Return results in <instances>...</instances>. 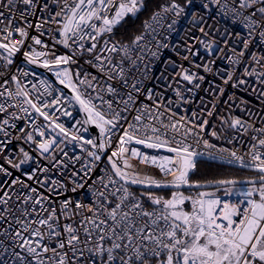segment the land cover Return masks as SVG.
Masks as SVG:
<instances>
[{
  "label": "snow or ice",
  "instance_id": "1",
  "mask_svg": "<svg viewBox=\"0 0 264 264\" xmlns=\"http://www.w3.org/2000/svg\"><path fill=\"white\" fill-rule=\"evenodd\" d=\"M194 3L164 0L125 43L114 30L146 0H0V264H264V112L257 119L233 93L208 133L219 101L186 107L206 81L201 72L234 89L251 79L264 102V54L253 50L264 46V0H202L199 11ZM217 10L244 32L221 29ZM188 15L199 35L173 43ZM168 49L189 66L168 58L153 76ZM18 55L31 67L13 70ZM212 85L203 90L225 96ZM206 134L229 144L247 135V150L218 148ZM204 155L255 175L194 180Z\"/></svg>",
  "mask_w": 264,
  "mask_h": 264
},
{
  "label": "built area",
  "instance_id": "2",
  "mask_svg": "<svg viewBox=\"0 0 264 264\" xmlns=\"http://www.w3.org/2000/svg\"><path fill=\"white\" fill-rule=\"evenodd\" d=\"M201 2H202V0H195L194 5L192 6V10L199 11V5L201 4ZM216 21H218V26L221 29L227 28L228 31H230V32H241V33L244 32V29L242 28L241 25L233 24L231 19H229V18H223L222 16H220L218 14V10H217V15H216ZM193 35H197L198 36L199 32L197 31L195 25L192 24L191 16L188 15V16H185V17L181 18L179 23L176 25V31L171 33V41L173 43L182 44L183 43V39H188L189 42H192L191 41V37ZM198 47H200V49H201V53H200L201 56H203V57H205V59H207V53L204 51L203 47L202 46H198ZM253 50L257 51V52H259L261 54H264V46H261L259 44H257L253 48ZM57 51H58V53H63V52H66L67 49H64L62 46H58L57 47ZM181 51H183L182 48H181ZM168 58H171V59L175 60L177 62V64L183 63L185 65V67L189 66L188 61L182 60V58L176 56L175 53L171 49H168V50H165L163 52V54L161 56V60L155 62V66H154L153 72H152L153 76H158L161 73V71H163L164 68L167 67L164 64V61H166ZM190 59H193L196 62H203V61L200 60L199 57H190ZM81 63H83V60H81ZM217 66L218 67H222V68L229 67L224 61H220V60L217 61ZM16 67L29 68L31 66H29V65H27V64H25L23 62L22 55H18L17 58H16V65L14 66L13 70H15ZM73 67L75 68L76 66L74 65ZM85 67H87V66H85ZM35 70L37 72L41 73L43 77L49 79L50 81H53V82L55 81V77L51 73H50L51 75L48 76V75H46L45 73H43L41 71L42 69H35ZM89 70L94 71L92 69H89ZM167 71H168V74L170 75L173 71H179V69L178 68L177 69H172L171 67H168ZM201 74L206 76V81L202 85V89L200 91H198L192 97L193 102L191 104H189V105H186V107L189 109V114H190V112L192 110H199L205 104H209L210 101H219L218 108H217V114L214 115L213 117L209 118V128L207 130L208 133H210L212 131V126H215V128H217V129L220 128V119H219V117L226 115V110H227V107H228L227 105H225L223 103V101L225 99H227L229 96H231L233 93H235V98L237 100V103H239V101L241 99H243V100L248 102L247 103V108L252 111L253 116H256L257 119H259L258 116H257V113L264 112V102L260 101L257 98V94L253 93L251 91V87L254 86V82L251 79H250L249 86H247L245 88L234 89L230 85L224 86L222 84V81H220L217 76L206 74V73H203V72H201ZM213 81L215 82V84H218L220 86L226 87V94H225L224 97H217V96H214V95H209V93H207V92H205L203 90L204 88H211L213 86L212 85ZM163 83H164V81H160L159 82L160 85H163ZM146 84H147L148 87H153L154 81H151V80L150 81H146ZM158 90H159V86H158ZM167 96L172 97L173 99H175V96H174V94L171 91L167 92ZM201 97L204 98L203 102H201V99H200ZM232 114L236 115V116H244V118L247 119V116H245L244 113L240 112L239 107H234L232 109ZM74 117L76 119H79L80 118V114L74 112ZM63 120H64V122L66 124H70L71 123V121L67 117L63 118ZM96 134H97L96 131L92 133L89 130V133H88L89 136H94ZM225 136L227 138H230L231 137V133L226 131L225 132ZM205 138L209 139L210 142L217 144L218 148H228V149H231V150H238L240 154H243L247 150V145L244 143L245 141L248 140V136L247 135L244 136L243 138H241L239 143L234 141L232 144L227 143V139L216 140V139L212 138L210 135H207V134L205 135ZM142 150L146 151V152H149L150 154L168 155V153H165L163 151H161L159 153H156L154 150H149V149H142ZM198 150L202 151V152H206L207 151V150H205L203 148L202 145H201V147ZM202 158L227 164L224 161H221V160H218V159H212L208 155H204V156L198 157L197 158V162L200 159H202ZM105 165H106V160L104 161V163L101 164V167H104ZM231 165L238 166L237 164H231ZM25 167L27 168L28 166L26 165ZM17 174H19V173H17ZM97 174L98 175L101 174L99 172V169L97 170ZM79 198L84 199L85 202H88V200H89L88 193L86 191L82 190L79 193ZM226 199H231L233 201H237V200L241 199V197H238V196L234 197L233 196V197H226Z\"/></svg>",
  "mask_w": 264,
  "mask_h": 264
},
{
  "label": "trees",
  "instance_id": "3",
  "mask_svg": "<svg viewBox=\"0 0 264 264\" xmlns=\"http://www.w3.org/2000/svg\"><path fill=\"white\" fill-rule=\"evenodd\" d=\"M163 2L164 0H146V9L139 13L138 17L128 18L127 21L122 25L117 26V28L114 30L113 39L125 43L130 42L134 35L139 34L143 22L152 15L153 11L156 10L157 5ZM181 2H183V0H181ZM254 175L255 173L250 169H244L240 168L239 166L202 158L198 161V170L193 174V179H199L201 182L205 180H211L213 178L223 177H234L242 180ZM133 190L137 193L140 192V190L137 189ZM183 191L185 194H194L197 193L198 190ZM156 193L158 195L164 196L165 198L171 195L170 191H156ZM218 195L223 196V191L219 192Z\"/></svg>",
  "mask_w": 264,
  "mask_h": 264
},
{
  "label": "water",
  "instance_id": "4",
  "mask_svg": "<svg viewBox=\"0 0 264 264\" xmlns=\"http://www.w3.org/2000/svg\"><path fill=\"white\" fill-rule=\"evenodd\" d=\"M43 73H45L46 75H48V76H50L51 74L50 73H48V72H45L43 69L41 70ZM65 92H67V89H65ZM90 132H95V131H93L91 128H90ZM243 180V179H242ZM133 189H137V190H140V191H142L143 189H141V188H139L138 186H133ZM183 190H188V191H193V190H197L196 188H192V189H188V188H184V189H182V191ZM199 190H212L211 188H208V189H204V188H201V189H199ZM153 191L154 192H156V191H172L171 189H160V190H157V189H153Z\"/></svg>",
  "mask_w": 264,
  "mask_h": 264
},
{
  "label": "rangeland",
  "instance_id": "5",
  "mask_svg": "<svg viewBox=\"0 0 264 264\" xmlns=\"http://www.w3.org/2000/svg\"><path fill=\"white\" fill-rule=\"evenodd\" d=\"M196 193H194V194H185V195H195ZM234 197H236V196H234ZM185 210H188V211H191V204L190 203H188V204H185Z\"/></svg>",
  "mask_w": 264,
  "mask_h": 264
}]
</instances>
